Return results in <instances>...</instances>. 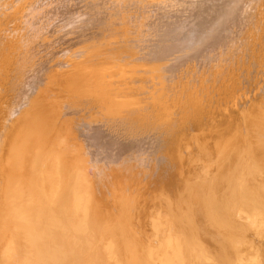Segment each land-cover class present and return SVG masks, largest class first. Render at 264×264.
<instances>
[{
  "label": "bare ground",
  "instance_id": "bare-ground-1",
  "mask_svg": "<svg viewBox=\"0 0 264 264\" xmlns=\"http://www.w3.org/2000/svg\"><path fill=\"white\" fill-rule=\"evenodd\" d=\"M0 264H264V0H0Z\"/></svg>",
  "mask_w": 264,
  "mask_h": 264
}]
</instances>
